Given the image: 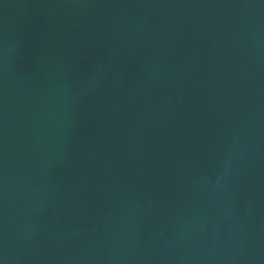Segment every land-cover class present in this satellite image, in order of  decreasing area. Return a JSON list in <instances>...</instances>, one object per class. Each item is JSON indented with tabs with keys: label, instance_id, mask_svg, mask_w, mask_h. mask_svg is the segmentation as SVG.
<instances>
[{
	"label": "water",
	"instance_id": "95a60500",
	"mask_svg": "<svg viewBox=\"0 0 264 264\" xmlns=\"http://www.w3.org/2000/svg\"><path fill=\"white\" fill-rule=\"evenodd\" d=\"M0 264H264V0H0Z\"/></svg>",
	"mask_w": 264,
	"mask_h": 264
}]
</instances>
